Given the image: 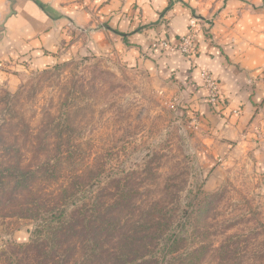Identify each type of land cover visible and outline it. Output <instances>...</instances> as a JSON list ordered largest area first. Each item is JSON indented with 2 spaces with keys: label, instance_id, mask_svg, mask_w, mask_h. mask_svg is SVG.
Returning <instances> with one entry per match:
<instances>
[{
  "label": "rangeland",
  "instance_id": "374dc122",
  "mask_svg": "<svg viewBox=\"0 0 264 264\" xmlns=\"http://www.w3.org/2000/svg\"><path fill=\"white\" fill-rule=\"evenodd\" d=\"M211 26L212 21L194 14L176 43L159 39L151 47L180 52L176 45L192 33L194 52H180L192 57L201 30L212 38ZM1 55L0 130L7 139L24 137L27 128L58 117L74 126L72 138L83 155L104 162L107 174L139 185V206L156 201L176 221L187 219L184 208L195 211L178 251L204 247L200 264H264L261 152L209 136L214 133L202 124L201 108L192 100L196 88L114 53L64 50L63 57L50 63H39L35 53ZM201 85L209 102L203 81ZM34 224L0 216V264L25 261L22 243L29 241Z\"/></svg>",
  "mask_w": 264,
  "mask_h": 264
},
{
  "label": "crops",
  "instance_id": "0c3cea01",
  "mask_svg": "<svg viewBox=\"0 0 264 264\" xmlns=\"http://www.w3.org/2000/svg\"><path fill=\"white\" fill-rule=\"evenodd\" d=\"M194 14L212 21L213 42L201 30L198 52L187 58L151 47L176 43ZM64 50L114 53L175 75L198 89L192 100L209 136L248 144L264 161V0H0V60L22 51L50 63ZM204 70L220 84L213 104L201 85Z\"/></svg>",
  "mask_w": 264,
  "mask_h": 264
},
{
  "label": "trees",
  "instance_id": "16d2710c",
  "mask_svg": "<svg viewBox=\"0 0 264 264\" xmlns=\"http://www.w3.org/2000/svg\"><path fill=\"white\" fill-rule=\"evenodd\" d=\"M57 118L24 137L0 130V216L35 223L21 264H200L204 247L178 251L195 211L176 221L156 201L139 206V185L83 155Z\"/></svg>",
  "mask_w": 264,
  "mask_h": 264
},
{
  "label": "built area",
  "instance_id": "2783aa9c",
  "mask_svg": "<svg viewBox=\"0 0 264 264\" xmlns=\"http://www.w3.org/2000/svg\"><path fill=\"white\" fill-rule=\"evenodd\" d=\"M190 25L194 27L195 20H192ZM163 44L166 47H170L172 50L175 49L174 47L170 46L169 42H164ZM193 45H194L193 34L189 33L187 36H183L181 41H179L178 45H176V50L182 53H185V54H190L192 51L194 52ZM202 81L207 91L209 102L213 104L214 102L218 100L219 95H220V88H219L218 81L208 71H203Z\"/></svg>",
  "mask_w": 264,
  "mask_h": 264
},
{
  "label": "water",
  "instance_id": "95a60500",
  "mask_svg": "<svg viewBox=\"0 0 264 264\" xmlns=\"http://www.w3.org/2000/svg\"><path fill=\"white\" fill-rule=\"evenodd\" d=\"M12 4H14L15 3V0H9Z\"/></svg>",
  "mask_w": 264,
  "mask_h": 264
}]
</instances>
